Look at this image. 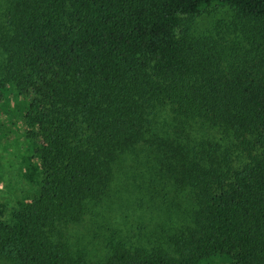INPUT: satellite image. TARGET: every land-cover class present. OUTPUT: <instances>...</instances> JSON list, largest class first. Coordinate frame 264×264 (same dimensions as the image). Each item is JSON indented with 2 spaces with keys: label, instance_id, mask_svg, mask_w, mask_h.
<instances>
[{
  "label": "trees",
  "instance_id": "trees-1",
  "mask_svg": "<svg viewBox=\"0 0 264 264\" xmlns=\"http://www.w3.org/2000/svg\"><path fill=\"white\" fill-rule=\"evenodd\" d=\"M5 3L0 133L20 131L9 146L35 189L10 217L0 207V261L264 264V0ZM213 4L230 7L228 32L193 30ZM139 152L178 222L150 247L108 238L97 260L63 229Z\"/></svg>",
  "mask_w": 264,
  "mask_h": 264
},
{
  "label": "rangeland",
  "instance_id": "rangeland-1",
  "mask_svg": "<svg viewBox=\"0 0 264 264\" xmlns=\"http://www.w3.org/2000/svg\"><path fill=\"white\" fill-rule=\"evenodd\" d=\"M5 4V0H0V27L6 23ZM231 17L230 7L213 4L201 8L190 19L189 25L197 32H228L226 27ZM161 115L168 119L165 114ZM12 130L13 137L19 138L20 131L14 128ZM13 137L6 138L0 133V141L8 144L6 150H2L0 146V207L4 209L5 217H10L11 212L23 201L33 197L35 189L18 171L14 160L15 148L9 146ZM151 158L152 155L139 152L129 154L120 161L116 160L113 164V180L108 189L109 193L90 203L83 220L69 227L68 230L63 229L72 243L86 242L90 253L96 251L97 260L102 254V251L98 252L99 247H105L106 242L110 240L120 239L129 246L142 245L145 247L160 243L161 237L171 231L172 226L178 221L171 219L173 214H170L168 210L164 213L163 207L168 204L167 200L173 199L174 201L168 191L170 187L166 179L163 185L160 182L157 183L158 186L145 184V181H149L155 172L153 165L145 166V163L149 165ZM156 191L160 192L159 195L155 193ZM112 192H120L122 199H117L118 197ZM146 193L151 201L146 200L148 199ZM175 195H178V192ZM108 238L111 239L107 240ZM0 264L9 263L0 261Z\"/></svg>",
  "mask_w": 264,
  "mask_h": 264
}]
</instances>
